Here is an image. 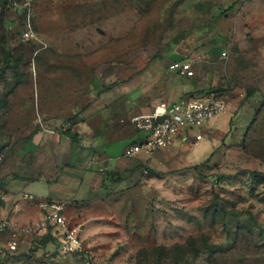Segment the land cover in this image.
<instances>
[{"label": "rangeland", "instance_id": "1", "mask_svg": "<svg viewBox=\"0 0 264 264\" xmlns=\"http://www.w3.org/2000/svg\"><path fill=\"white\" fill-rule=\"evenodd\" d=\"M178 55L192 76L169 69ZM157 76L198 80L196 95L221 89L234 110L205 123L192 164L148 162L132 191L106 170L94 201L69 213L83 251L37 234L11 251L4 233L0 264H264V0H0V206L6 187L42 174L51 144L82 125L71 117ZM228 115L220 154L206 159L217 144L209 125ZM128 140L107 150L122 155Z\"/></svg>", "mask_w": 264, "mask_h": 264}, {"label": "crops", "instance_id": "2", "mask_svg": "<svg viewBox=\"0 0 264 264\" xmlns=\"http://www.w3.org/2000/svg\"><path fill=\"white\" fill-rule=\"evenodd\" d=\"M150 78L152 77L144 79V87L141 85L134 90L125 89L118 96L105 92L103 99L107 104L104 108L81 117L78 122L82 125L78 124L76 129L71 127L72 131L77 133L76 140L63 132L65 135L59 136L57 145L51 144V152L55 154L45 158L47 164L42 174L31 178H18L21 183L16 185L21 188L17 191H10L6 187L7 192L4 193L3 204L0 206V218L11 219L17 225L38 222L48 210L44 206L46 203L60 201L66 204L65 215L69 220V213L78 210V205L85 201H94L93 197L99 193L97 186L106 170L122 172L123 180L114 186L120 190L132 191L142 182L140 178L144 176V162H150L155 167L165 163L172 168L192 164L193 161L189 160L188 155L192 147L201 140L193 142L197 133H203L205 124L200 128H194L187 139L183 138V134L178 135L152 155L139 153L137 156L128 157L126 154L128 145L144 135L142 131H136L132 127L134 114L151 112L163 100L177 101L176 99L183 98L187 93L194 94L202 88L199 81L194 79L167 80L159 79L160 76H157L158 79ZM141 100H144L143 104L139 102ZM228 109L234 110L232 105H229ZM220 115L221 113L211 120ZM228 116L225 127L220 128L218 120L215 124L210 123V136L216 138L217 144L206 159L209 157L216 159L219 156L220 152L215 153V148L220 146L224 132L230 127L231 115ZM119 138L129 140L122 155L114 156L107 148ZM23 192L34 195L31 203H27L23 198ZM2 240L3 236H0V242ZM48 242L57 244L53 240Z\"/></svg>", "mask_w": 264, "mask_h": 264}, {"label": "built area", "instance_id": "3", "mask_svg": "<svg viewBox=\"0 0 264 264\" xmlns=\"http://www.w3.org/2000/svg\"><path fill=\"white\" fill-rule=\"evenodd\" d=\"M23 36L25 39H30L33 33L28 29L23 32ZM169 69L185 76H192L195 73L191 62L187 60H175L170 63ZM227 108L226 94L218 89H209L205 93L200 92L199 95L191 94L173 102L163 100L151 112H139L133 115L132 123L144 135L128 145L126 154L129 156L139 153L152 155L180 134L187 139L194 128L202 127ZM160 116H164L165 119L159 121ZM195 138L196 141L202 139L203 133H197ZM143 171L149 173L150 167H146ZM27 197L33 199L34 195L28 193ZM44 206L48 210L36 223L17 225L11 219L0 218V235L9 233L5 247L15 251L20 248L22 237L31 234L43 236L52 232L57 237L56 243L61 252L83 251L84 241L79 236L78 228L72 226L65 215L66 204L60 201H49ZM87 264L95 263L87 259Z\"/></svg>", "mask_w": 264, "mask_h": 264}, {"label": "trees", "instance_id": "4", "mask_svg": "<svg viewBox=\"0 0 264 264\" xmlns=\"http://www.w3.org/2000/svg\"><path fill=\"white\" fill-rule=\"evenodd\" d=\"M1 1H2V3H7V2H8V0H1ZM232 8H233V6H230V7L226 8V9H224V10L219 11V15H222L223 13L226 12V10H228V9H232ZM175 60H185V59H184V57H179V55H178V56H175V57H174L173 61H175ZM15 68L18 69V65H16ZM218 90H221V89H218ZM201 92H202V91H201ZM252 94H253V93L250 91V92H249V95L251 96ZM81 119H82V118L79 117L78 114H76L75 116L71 117V120H72L73 122H78V121H80ZM64 132H65L70 138H72L73 140H76V138H77V133L73 132L71 127H69L68 129H66ZM144 165H145L146 167H149V165H147V163H144ZM143 170H144V169H143ZM151 170H152V167H150V171H151ZM41 240H42L43 242H45V243H48V241L46 240V235H43V236L41 237ZM18 250H20V248H19ZM18 250H15V251H18ZM11 251H12V250H11Z\"/></svg>", "mask_w": 264, "mask_h": 264}, {"label": "water", "instance_id": "5", "mask_svg": "<svg viewBox=\"0 0 264 264\" xmlns=\"http://www.w3.org/2000/svg\"><path fill=\"white\" fill-rule=\"evenodd\" d=\"M165 119V117L164 116H160L159 118H158V120L159 121H163ZM46 240L47 241H56L57 240V237L54 235V233H52V232H48L47 234H46Z\"/></svg>", "mask_w": 264, "mask_h": 264}]
</instances>
